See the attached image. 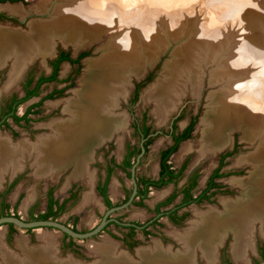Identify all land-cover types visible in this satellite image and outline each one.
<instances>
[{
  "label": "bare ground",
  "instance_id": "1",
  "mask_svg": "<svg viewBox=\"0 0 264 264\" xmlns=\"http://www.w3.org/2000/svg\"><path fill=\"white\" fill-rule=\"evenodd\" d=\"M49 2L44 0L40 3V11L49 8L48 16L44 20H32L27 31L0 27V62L10 55L14 56L13 75L19 72L21 64L23 65L36 54H48L55 39L74 42L76 47H81L97 39L101 30L107 25L129 22L131 28L140 27L143 30L147 23L149 24L150 17L156 20L159 16L155 5L153 7L150 4L147 10L138 9L139 3L147 4L145 0H100L101 8L95 6L96 0H74L72 5L64 6L60 2L50 7ZM0 7H5L14 13L23 12L17 4ZM114 8H119L121 15L112 14ZM253 24L247 23L243 30L248 34L242 37L235 47V53L233 49L231 52L233 56L230 57H223L229 46L225 47L228 42L221 39L220 34L216 36L218 32L211 33L216 34L212 40H208L206 34L209 33L204 34L206 36L203 37L199 32H194L186 43L175 49L179 58L172 61V66L169 68L172 74L169 72V76L161 78L148 95L149 99L157 97L155 110L158 115L168 112L169 107L174 106L178 101L183 90L182 86L185 88L190 86L192 92H198L199 73L204 69L201 63L205 62L207 65L215 59L212 81H218L214 84L220 87L217 92L207 96L206 111L198 126L200 136L197 143H185L180 150L182 153L194 145L198 154L210 159L209 157L217 149L229 143L227 132L234 127L241 128V139L251 141L252 144L251 150L236 156L235 162L238 165L252 166L247 180L241 186L246 187L244 196L237 202L227 203L223 214L210 210L207 214L203 212L204 215H200V218L184 230L182 235L178 234L177 237L186 249L184 253L171 254L155 250L150 254L151 252L139 250L137 254L140 260L129 262V257L127 258L126 255L117 256L114 253L115 244L107 241L95 245L97 248L95 252L101 257V260L100 258L96 260L98 261L96 264H193L191 259L193 245L204 247V256L211 258L214 242L220 239L226 229H232L234 232L233 253L236 258H240L244 253V247L250 243L248 236L251 232L250 222L259 219L264 226V41L255 32L249 35L252 30L255 31L256 27ZM131 28L123 29L111 45L96 47L97 52L107 47L100 57L84 60L81 86L74 90L73 96L63 100L62 111L66 116L48 125L52 130L51 134L39 137L35 145L20 141L11 146L8 144L10 141L7 143L4 138H0V175L8 165L12 168L20 166L19 157L25 151L28 154L36 152L35 163L38 167L36 172L39 174H45L53 167L72 160H76L73 175L84 174L87 154L85 150L87 151L89 144L98 142L112 129H118L124 124V118L113 112L120 98L121 88L123 89L127 84L124 75L137 74L135 69L145 56V48L147 51L156 49L160 52L161 49L165 50L164 46L167 44V47L171 41L164 43L165 37L159 36L152 30L141 34L138 32L137 36L135 29ZM154 35H158V38ZM170 36L166 39H171ZM140 39L145 43L144 49L140 46ZM165 65L167 66V63ZM131 68L135 69L132 71ZM231 72L235 73L230 74ZM244 72L246 74L241 77V73ZM7 151L11 154L7 155ZM43 240L39 249L27 247L25 243L21 245V240L17 241L21 246L23 257L18 259L4 251V262L6 264H84L68 259L53 261V240L51 238Z\"/></svg>",
  "mask_w": 264,
  "mask_h": 264
},
{
  "label": "rangeland",
  "instance_id": "2",
  "mask_svg": "<svg viewBox=\"0 0 264 264\" xmlns=\"http://www.w3.org/2000/svg\"><path fill=\"white\" fill-rule=\"evenodd\" d=\"M43 1L44 0L13 1L14 3L12 4H17L23 9L22 13H14L8 9H5V7H0L1 13H3L9 18L14 19V21L12 20L0 21V26H5L6 28H11L23 32L27 31L29 27L28 25L32 20H44L48 16L47 11L49 10V8L46 9V11L44 10L40 11L41 10L40 3H43ZM73 1L74 0H51L49 2V0H47V2L50 3L48 4L49 7L54 4H59L60 2L62 6L72 5L74 3ZM145 1L147 2V4H141V3L138 4L139 10H147L146 8L149 7L150 4H152L153 7L154 5L156 6L155 8L156 10L158 9L157 12L159 14L156 20L151 17L148 19L149 24L146 22L147 29L145 28L142 30V28L140 27L131 28L130 27L131 23L129 22H116L114 25L110 24L109 25L110 27L108 25L104 27L101 30V33L97 39H95L90 43L82 45L81 49L78 50V52L87 51L88 54L86 55V57L88 58H98L104 53L105 48L107 47H104L103 50L101 48L100 51L96 53H92L93 49L96 47L98 48L100 46H103L104 44L105 46L111 45L113 41H115L118 38L120 32L123 29H128V28H131L133 30L135 29L134 31L135 33L137 32L136 34L137 36H138V32L141 34V33H147L148 31L150 32L152 30V32L158 33L159 36L165 37L164 43L171 40L170 43H168L167 47H166L167 44L164 46L166 52L165 50L161 49L163 53L161 57L156 49L147 51L143 39L139 40L140 46L143 49L145 48L144 49L145 56L143 57V60H141L140 64L137 67H139L142 61L146 59L150 62L152 59L156 58V61L153 64L149 65L146 69V74L150 71L153 72L152 78L146 85H144L141 88L139 92L138 101L133 107H131L132 110H130L129 108L128 99L132 94L134 83L140 81L143 78H141L140 76L139 77L132 76L129 81L130 85L127 87L126 84L123 86V89L121 88V92L119 94L120 98L118 99V103L120 102L121 103H120V107L118 108V111L123 112L126 115V118L128 119V131L116 132L112 140H110L109 142H105V144H102L94 148L93 159L91 163H89L90 167L88 165V171L92 172V174H95L96 175L95 177H98L100 174H103L104 165H105V156H104L105 151L109 150V154L114 155L115 158L117 159L119 158L120 154H122L126 143L137 142V138H134L131 134L132 132L131 113H133L134 117H140L141 113L145 112L152 126L157 129H165L164 130L165 132L168 128V120L172 118V116L177 110L179 111L183 110L184 112L183 118L178 121L179 128L183 126L184 122L188 121L190 116L197 115L198 118L194 128L193 135L189 139L183 141L180 144L179 148L181 149L183 144L185 143H193V144L197 143V140L199 139L200 136V132L198 131V129H196V127L199 126L201 119L204 115V112L206 111L207 96L210 93L217 92L218 88L220 87L218 84H214L217 83L218 81L217 82L212 81L214 76L213 74L215 72V66H214L215 59L210 61L209 64L207 65L205 62L201 63L202 69L203 68L204 69L202 70L203 72L201 73L198 72L199 78L197 84L199 85L200 88L198 92L197 93L192 92V90H190L189 88L190 86L188 85H187L188 87L186 88L182 86L183 90L182 92H180L178 101L174 104V106L169 107L168 112H164L163 114L158 115L155 110L157 105L155 104L157 101V97L155 99L153 97L150 99L148 98L150 90H152V88L157 86V84L159 83L158 81L163 77L165 78L169 76V72H170L169 68L172 66V61H175L176 59L179 58V55L176 54L175 49L181 47L184 43H186L193 36L194 32L195 33L199 32L200 33L199 35L203 37L207 35L208 40L214 39V36L216 34L212 35L213 34L212 32H218L216 36H219L220 34L221 39H224L226 42H228L227 45H225V47L226 46L230 47V48L227 47L228 49L226 48V51L223 53L224 54L223 57L233 56V53H231L232 50L234 49L233 52L235 53V47L237 46L239 41L242 39V37L245 34H248L246 31L243 30L246 28L248 22L254 23L253 25L254 27H256L255 31L252 30V32L249 35H252L255 32L259 34L264 41V0H145ZM6 5H9V3H7L6 1L0 2V6H6ZM95 6L101 8L100 0H96ZM113 11L114 12L112 14L117 15L118 13L119 15H121V11L119 10V8H114ZM111 25L113 27H111ZM173 26L176 28H174ZM171 28H173L174 30ZM170 32H171L170 34L171 36L169 35ZM206 33H209V35ZM158 35H154V36L158 38ZM168 36H170L171 39H166V37ZM143 38L145 39V37ZM53 43H54L53 47L55 46L56 49L63 48L71 51L72 54L74 47L77 46L76 43L74 42L73 43L63 42L60 39H55ZM219 54H221V52H219ZM219 61L221 62V58L219 59ZM45 63L46 61L45 60L43 61V59L40 57V58H36L31 65L37 66L38 70H42L45 69ZM166 63L167 66L165 65ZM26 65L27 63H24L23 65L21 64L22 70H20L19 72L21 73L22 76L27 69ZM81 67H83V65H81ZM62 69L63 67H61V72ZM131 69L133 71L135 68H131ZM9 70H7V72L4 73L5 74L4 80L0 84V97L3 95L4 96L8 95L10 92L13 91H16L19 94L22 93V90L19 87L20 85L18 83L20 79L16 81L14 85L6 88L5 85L7 84L8 81V76H6V74H8ZM83 70L80 68L76 78L74 77V82L71 87L66 88L64 92L54 96L52 99H46L42 103L41 110L38 113V115L36 114L33 115V118H31V121L29 123L27 124L22 123L21 126H19L14 122H12L11 120H9V124H10L9 128L10 129L12 128V130L15 131V134L12 136L13 138L11 139L13 144H15L16 142L18 143L20 141H25L27 143L37 142L36 138L39 135L49 132V130L46 128L47 125H49L52 121L56 119L63 118L66 116L64 112L60 114V107L62 112L63 100L73 96L74 90L77 87L81 86L80 81L83 78V73H84ZM160 71L161 73L160 75H158ZM74 72H75V66L67 65L63 76H67ZM11 73L13 74L12 70ZM170 73L172 74V72ZM232 73L235 72H231L230 74ZM244 74H246V72L241 73L240 76L242 77ZM157 76H158V80L155 84L154 80L157 78ZM128 77H129L128 74L124 75V81L126 80L128 81ZM162 82L160 83L162 84ZM56 86L58 85L48 84L47 86L41 89V95H44L45 93L51 91L52 89H55ZM60 86L62 85H59V87ZM125 87L127 88L125 89ZM124 95L125 97L123 98ZM35 99L36 98H32L31 100L20 104L17 109L18 113H21L24 110V108L27 106V104L31 101H34ZM113 112L115 113V109ZM161 116L164 119L162 121L161 120L159 121L158 119H160ZM51 133L52 130L50 129L49 134ZM227 133H228L229 141L230 140L233 141V139L234 140L236 139L238 148L236 152L231 156V158L235 156L234 159H231L226 162L224 169H226V171L229 172L226 175V177L223 178L224 182H227L233 176L248 177L249 176L248 172H251L252 170L251 164L247 165L248 169L246 173L244 169L242 168L239 169L235 166L238 165L235 163L236 156L240 154H245L251 150V145H252L251 141L248 140L243 141V139H241L242 136L241 128L234 127L231 130H229ZM10 134L11 131L8 128L0 127L1 136L10 135ZM168 142H169V138L164 134H160L155 138L153 143L149 146V152L142 157L139 165L136 168L137 175L153 176L156 173L157 164H158L157 162L158 152ZM110 143L112 146L109 145ZM189 151L191 152L185 154L183 158L177 159L176 156L180 158L183 155L182 154L180 156L181 154L180 150L179 153L177 150L173 154L171 160L174 165H178L185 157H188L187 158L188 166L185 173L189 174L191 171L197 170L200 174L199 181H201L202 178L205 177L208 171L215 164V160L217 159L219 153L216 156L214 154L213 158L212 155L210 154L211 157H209L210 159H208L198 154L196 147L191 148ZM35 156H36V152L29 154L24 152L19 157V163H21V165L15 168L8 167L5 171H2L1 174L2 177H0V193L5 189L7 183L9 182V179H12L14 177L18 179L16 184L13 186V188L10 189L6 194L5 203L8 204V211H11L13 213L16 212L19 216H21L26 220H29L31 218V215L35 216L45 211L46 191L48 188H52V192L54 193L56 198L63 199L66 195L68 196V189L70 187V185H68L69 183L68 177L71 175L70 174L72 171L71 167L64 169L63 171H60V173H58V176L56 178L47 175L49 172L45 173V175H47L45 176L44 174H39V172H36V169L38 167L37 164L35 163ZM238 166H246V165H238ZM9 171L12 172L14 171V172L12 174ZM185 177H183L178 182L179 185L182 184ZM247 177L243 181H246ZM84 178L85 176H79L74 181H71L72 183L70 182L71 184H75V183L80 184L81 187L80 193L78 197L75 198V200L74 199L68 201L66 200L67 203L64 207V210L57 217V220L71 227H75L79 230H83V229L89 230L90 228H92L98 222L105 209L104 206H100L97 204L96 202L97 200H95L94 198L91 199L90 194H88L87 199L83 201L85 193L92 191V189L86 184ZM113 185H115V191H116L115 195H112L111 193V188ZM200 186L201 185L198 184V187ZM130 187H131L130 179H128V177L122 171L116 169L109 182L108 194L113 202L116 201L118 202L121 201L124 196V188L129 189ZM170 190H172V184L158 189L157 188L151 189V191L148 194V197L143 201L142 204H133L128 208L119 211L118 212L119 217H121L122 220L124 221H130V220L139 221V222L147 221L149 218L153 216V212H152L153 206L167 193H169ZM232 190L234 194L236 195L239 194V192L237 193L236 191H234V188H232ZM243 196L244 195L242 194V197ZM97 198L98 201L101 203L102 201L99 199L98 196ZM1 204L2 201L0 196V212H1ZM216 204H217L216 201L212 203V205H216ZM191 206L196 207L195 205H191ZM196 208L203 210L206 208V204H201ZM188 209L190 208L188 207ZM191 213H189L188 217L186 218V221L191 220L193 218V214ZM195 213L198 214V212ZM157 223L158 225L155 227L150 226L149 236H144L141 234L140 231L138 230L136 231L137 237L138 236L140 237L139 244L137 245V247L145 248V247L153 246L154 244L153 241L158 239L164 242L163 245L165 246V248L170 245L171 246L174 245L175 249L180 248L178 252L180 251L182 252L183 249L185 248V246H183L182 241L179 238H177V240L182 244L183 248L181 249L179 243L177 244L171 235L173 234V236L175 235L176 237L178 234L182 235L185 232L184 230L189 228L190 225L185 227L186 225L185 223H183L180 226L176 227L169 222L166 216L160 217ZM256 223L259 224L260 231L262 232L264 226H262L260 221L255 219L252 222V227ZM10 229L13 230V232H11ZM111 231H113V233L119 237L125 232V229L123 227H119L111 224L105 231H102L93 237L87 239L74 238L73 241H71L70 243L69 238L55 228L42 227V228H34L29 230L15 226H13V228H10L8 224H3L0 226V242L2 246L5 247V249L9 250L10 254L21 257L23 256V254L21 250L16 246L17 238H20L18 239V241L21 240L24 241V243L26 242V245L30 248L38 247L41 245V243H43L42 242L43 239L51 238L54 244L53 256L56 260L68 259L74 261L73 259H75L76 261L85 264V262H92L94 260L96 261L100 258V255L95 252L97 250V248H95V245H100L101 243L107 241L112 243L118 241L115 238H111L109 236V233H111ZM40 232L46 233L47 236H42ZM261 232H259L258 225H256L254 227V230L253 228H251V232L249 233L248 236H251V238H249L252 239L250 240V242L256 245L263 244L262 247L264 248V234H262ZM38 234L39 237L37 236ZM21 241L20 244L22 245L23 242ZM156 245L157 244L154 245V248H156L155 250L157 251L160 250L163 253H168V252L171 254L173 253L170 251H165L162 248H158L157 247L158 245L157 246ZM135 249L129 250L128 248H125L123 245L120 246L118 245L116 249V255L119 256L121 254L120 251L128 250V255L130 257H134L133 259L137 260L136 257L137 253L135 254ZM185 251L186 249L183 252ZM145 252L149 253L148 250H146ZM254 253L255 254L253 255V257L259 258V253H257L256 251H254ZM263 253H264V249H263ZM199 261L201 262V260ZM0 262L1 263L4 262L3 257H1ZM252 263L253 261L244 260L240 262H235L234 264H252ZM202 264H208V263L203 261Z\"/></svg>",
  "mask_w": 264,
  "mask_h": 264
},
{
  "label": "flooded vegetation",
  "instance_id": "3",
  "mask_svg": "<svg viewBox=\"0 0 264 264\" xmlns=\"http://www.w3.org/2000/svg\"><path fill=\"white\" fill-rule=\"evenodd\" d=\"M9 20L14 21V19L7 17L6 15L0 12V21H9ZM0 27L6 28L5 26H0ZM51 52L52 51H50L49 53ZM82 52H87V51H79L78 54L75 56L71 53V51L63 49V48H60V49L55 48L54 54L51 56L47 54L43 55V54L38 53L33 58H31L29 61L25 62L27 63L26 65L27 69L26 71L24 70L25 73L23 74V76L21 75L20 72H18L15 75L11 73V70H13L14 56L10 55L4 58L0 62V84L4 80V77H5L4 73H6L7 70H9L10 68L8 74H6V76H8V81H7V84L5 85L6 88L14 85L16 81L20 79L18 83L20 85L19 87L22 90L21 94L17 93L16 91H13V92H10L8 95H5V96L3 95L0 97V127L8 128L11 131L10 135H4V136L0 135L1 137L7 138L12 142L11 139L13 138L12 136L15 134V131H13L12 128L11 129L9 128V125H10L9 120H11L12 122H14L15 124L19 126H21L22 123L23 124L29 123L31 121V118H33V115L35 114L38 115V113L41 110L42 103L46 99H52L54 96L59 95L60 93L64 92L66 88H69L73 85L74 77L76 78L77 74L79 73L80 68L82 70L84 68V64H83V68L81 67L82 65L81 60L84 56L88 54L87 52V54L80 56ZM40 57L43 59V61L44 60L46 61L45 69H42V70H38L37 66L31 65L32 62L35 61L36 58H40ZM67 65L75 66V72L67 76H63ZM61 67H63L62 72H61ZM152 74L153 72L150 71L146 74V76L143 79L134 83L132 94L128 99L130 110H132L131 107H133L137 103L141 88L151 80ZM48 84H53V85H58V86H56L55 89H52L51 91L45 93L44 95H41V89L47 86ZM59 85H62V86L59 87ZM32 98H36V99L34 101L29 102L27 106L24 108V110L21 113H18V110H17L18 106L26 101L31 100ZM120 103H117V107L115 108V114L116 115L119 114L124 118L123 126L118 129H112L103 139L99 140L98 142L89 144V146L87 147V151L85 150V153L87 152L86 159L84 161L85 172L82 175L80 174V176H85L84 180L86 181V184L92 189V191L85 193L83 201L86 199V196L88 194H91L93 198L97 200L96 202L98 205L105 207L104 211L110 207L120 205L124 203L125 201H127L133 191V182L131 180L132 178L131 168L133 164L136 162L137 156L141 154L139 157V161L137 162L135 166V172H134V179L136 182V194L131 204L128 205L126 208H128L129 206L133 204H142L143 201L148 197V194L151 191V189H154V188L158 189V188H162L164 186L172 184V190H170L169 193H167L163 198H161L153 206L152 208L153 216L149 218L147 221L145 222L132 221V220L124 221L118 215V212L121 210H118L110 214L108 217H113V218L118 219L121 222H128L130 224L121 225L114 221H109L106 223V225L100 232L105 231L111 224L115 226L123 227L125 229V232L119 237L116 234H114L113 231L109 233V236L111 238H115L116 240H118L116 242H113L115 244V250H114L115 254H116V249L118 245L119 246L123 245L125 248H128L129 250L136 248L135 254L139 250H142V251L148 250L149 252L151 251L150 254H152L153 253L152 251L156 249L154 248L155 244L158 245L157 246L158 248H162L165 251H170V252H173L174 254L181 253V251L178 252L180 248L175 249L174 245L172 246L170 245L165 248V246L163 245L164 242L158 239L153 241L154 243L153 246H149L145 248L137 247V245L139 244L140 237L139 236L137 237L136 231L137 230L140 231L141 234L144 236H149L150 226H154V227L157 226L158 225L157 222L159 218L162 216H166L169 222L172 223V225L176 227L180 226L183 223H185L186 225L185 227L189 225L191 226V224L193 225L195 223L194 221H197L200 218L199 217L200 215H204L201 212H204L205 214H207L210 211H217L223 214L226 211L225 205L227 203L233 202V201L237 202L239 199H241L242 194H244L243 193L244 189L246 188V187H241L243 185L242 183H245V181L243 180H245V178L247 177L245 176L246 174L244 175L245 177L233 176L227 182L223 181V178L226 177V175L229 172V171H226L224 167L227 161L234 159L235 156L232 158L231 156L236 152L238 148L237 141L236 139L235 140L233 139V141L230 140L226 146H223L222 148L217 149L216 150L217 152L216 151L214 152L215 156L219 153L217 156V159L215 160V164L208 171L205 177L202 178L201 181H199L200 174L197 170H193L189 174L185 173L187 166H188V159H187L188 157H185L178 165H174L171 160L173 154L177 150L179 153L180 144L183 141L189 139L193 135L198 116L197 115L190 116L188 121L184 122L183 126L179 128L178 121L183 118L184 112L183 110L181 111L177 110L172 116V118L168 120V128L165 132L164 131L165 129L154 128L152 124L149 122L148 116L146 115L145 112H142L140 117H134L133 113H131L132 115L131 116L132 118L131 134L134 138H137V142L126 143L122 154H120L119 158L117 159L115 158L114 155L109 154V150L105 151V154H104L105 165H104L103 174H100L98 177H95L96 176L95 174H92V172L88 171V165L89 163H91L93 159L94 148L102 144H105V142H109L110 140H112L116 132L128 131V119L126 118V115L123 112L118 111V108L120 107ZM56 107H59V106H56ZM61 113H63V111L61 112V107H60V114ZM163 119L164 118H160L158 120L162 121ZM46 128L50 132L51 128H49L48 125ZM145 128H147L146 134H144ZM196 129H198V127H196ZM49 132L39 135L36 138V140H38L39 137L41 136L49 135ZM160 134H164L165 136H167L169 138V142L166 145H164L158 152V160H157L158 164H157L156 173L153 176L137 175L136 168L139 165L142 157L149 152V146L153 143L155 138ZM29 143L32 145H35V142L33 143L29 142ZM109 145L112 146L111 143ZM142 147L144 149L143 152H142ZM193 147H196V146L193 145L190 148H193ZM190 148L185 150L182 153L180 150V153H181L180 156L182 154L183 155L180 158L176 156V158L181 159L184 157L185 154L195 150L194 149V150L189 151ZM214 154L212 155V158ZM75 162L76 160L74 161L72 160V161L63 163L62 165L58 167H53L49 171V173L46 172L48 173L47 175H50V177L56 178L58 176V173H60V171H63L64 169H67L70 167L72 168V171L70 173L71 175L68 177V181H69L68 185H70L68 189V196L66 195L67 197L65 196L63 199H58L55 197L54 193L52 192V188H48L46 191V207H47V200L50 195L53 197V199H58V204H60V202L64 200L65 201L66 200L68 201L71 199L75 200V198L78 197L80 193V188H81L80 184H77V183L71 184L72 183L71 181H74L75 179L79 177V176L73 175L74 169L76 166ZM241 165H246V166H238V165H235V166L239 169L241 168L244 169L246 173L248 169L247 167L248 164H241ZM116 169H119L120 171H122L128 177V179H130L131 187L129 189L124 188V196L121 201L113 202L111 200V197L108 194V187H109V182L111 180V177L114 174ZM9 172L13 174L14 171L13 172L9 171ZM248 174H250V172H248ZM0 177L2 176L0 175ZM183 177L185 178L182 184L179 185L178 182ZM17 181L18 179L15 177L12 179H9V182L7 183L5 189L0 193L2 202L3 201L5 202L6 194L8 193L10 189L13 188V186L16 184ZM150 181H153L154 184H147ZM198 184H200L201 186L198 187ZM104 186L106 188L105 190L106 197L110 200L109 205H107L105 201V196L100 191L101 188ZM232 188H234V191H236L237 193L239 192V194L237 195L234 194ZM111 193L112 195H115L116 193L115 185L112 186ZM97 196L102 201L101 203L98 201ZM214 201L217 202L216 205H212ZM66 203L67 202H65L64 207ZM201 204H206V208L203 210L196 208L197 206ZM191 205H195L196 207H193ZM188 207L190 209H188ZM9 212H10L9 215H13V212L11 211ZM195 212H198V214H196ZM189 213L193 214V218L191 220L186 221V218L188 217ZM18 217H21V216L18 215ZM29 220H34V219H29ZM256 220L259 221V219H256ZM253 221L250 222V225H251L250 228H253L254 230V227L258 225L259 232H261L259 224L256 223L252 227L251 223ZM9 224L10 223H8V225ZM71 228L72 229L74 228V230L79 231V232L88 231L85 229L79 230L75 227H71ZM27 229L30 230L31 228H27ZM225 231L222 232L220 239L214 242L212 246V250H211V253H212L211 258H206L204 256V253H203L204 247H200L198 244L193 245V249L191 250L192 251L191 259L193 261V264H202L203 261L207 262L208 264H234L235 262H240L244 260L253 261L252 264H255L259 262L260 260L264 259V253H263L264 248L262 247L263 244L256 245V244H253L252 242H250L248 246L244 247V253L242 257L236 258L233 253V243L235 240L234 232L232 231V229H229V230L226 229ZM261 233L264 234V229L262 230ZM171 236L173 237V239L176 241L177 244L179 243L182 249L183 248L182 244L177 240L178 237H176L175 235L174 237L173 234ZM66 237L69 238V242L73 241L74 239L72 237H69L68 235ZM249 238H251V236H249ZM183 250H185V248ZM254 251L259 253V258L253 257V255L255 254ZM120 252H121L120 255H124V256L126 255L127 258L129 257L128 259L131 262H138L139 260V257H138L139 254H136L137 260H135L133 259L134 257H130L128 255V250H123ZM100 260H101V257H100ZM199 260H201V262Z\"/></svg>",
  "mask_w": 264,
  "mask_h": 264
},
{
  "label": "water",
  "instance_id": "4",
  "mask_svg": "<svg viewBox=\"0 0 264 264\" xmlns=\"http://www.w3.org/2000/svg\"><path fill=\"white\" fill-rule=\"evenodd\" d=\"M6 2L9 3V4L14 3L12 1H6ZM81 47L80 46L74 47V50H73V55L74 56L78 54V50L81 49ZM54 49H55V46L52 47V49H51L52 52L49 53V54H47V55H49V56L53 55L54 54ZM97 51H95V48H94L93 51H92V53H95ZM165 52H166V50H165ZM158 54L161 57V55L163 53H162V51H160ZM89 57H91V56H89ZM86 58H88V57L84 56L82 58V60H81L82 65H83V62H84V60ZM155 61H156V58L152 59L150 62L147 59L144 60V61H142L141 65L135 69L136 72H137V74H132V75H130L128 77V81L126 82L127 83V87L130 85L129 84V81H130V78L132 76H134V77H139L140 76L141 78H144L146 76V69H147V67L149 65L153 64ZM160 73H161V71L158 73V75H160ZM157 80H158V76L154 80V83L155 84H156ZM124 97H125V95H124ZM143 150L144 149L142 147V152H143ZM140 155L141 154H139L137 156L136 162L133 164V166L131 168V173H132L131 180L133 182V191H132L130 197L124 203L106 209L104 211L101 219L98 221V223L92 229H90L88 231H85V232H79V231H76V230L72 229L70 226L64 224L63 222H61V221H59L57 219H51V218H49V219L25 220L24 218L18 217V216H15V215H4V216H0V226L3 225V224L11 223L15 227H19V228H23V229H27V228L34 229V228H42V227H52V228H55V229L59 230L62 234H67L69 237L76 238V239H87V238H90V237L98 234L104 228V226L106 225V223L109 222V221H114V222L119 223L121 225H129L130 223H128V222H121V221H119L116 218L108 217V216L110 214L114 213L115 211L122 210V209L126 208L128 205L131 204L132 200L134 199V196L136 194V182H135V179H134V172H135V166H136L137 162L139 161ZM36 248L39 249V246L36 247ZM97 262L98 261H95L94 260L92 262H85V264H96ZM255 264H264V259L260 260L259 262L255 263Z\"/></svg>",
  "mask_w": 264,
  "mask_h": 264
},
{
  "label": "trees",
  "instance_id": "5",
  "mask_svg": "<svg viewBox=\"0 0 264 264\" xmlns=\"http://www.w3.org/2000/svg\"><path fill=\"white\" fill-rule=\"evenodd\" d=\"M5 1H12L13 2L16 0H0V2H5ZM84 54H87V52H82V54L80 56H83ZM26 96H28V95H26ZM146 133H147V128H145V130H144V134H146ZM184 136H186V135H184ZM171 177H173V176H171ZM147 184H154V182L150 181ZM105 190H106V188L104 186L101 188L100 191L105 196V201H106L107 205H109L110 200L106 197ZM65 202L66 201L64 200V201L60 202V204H58V199H53V197L50 195L48 200H47L46 210L43 213H40L36 216L31 215L30 219H48V218L55 219L64 210ZM14 209H15V207H14ZM9 214H10V212L8 211V204L3 201L1 204L0 216L9 215ZM13 215L18 216V214L16 212H14ZM9 226H10V228H13V224L10 223ZM11 232H13V230H11ZM64 235L67 236V234H64ZM70 243H71V241H70Z\"/></svg>",
  "mask_w": 264,
  "mask_h": 264
},
{
  "label": "crops",
  "instance_id": "6",
  "mask_svg": "<svg viewBox=\"0 0 264 264\" xmlns=\"http://www.w3.org/2000/svg\"><path fill=\"white\" fill-rule=\"evenodd\" d=\"M0 138L1 139H3L4 137H1L0 136ZM5 140H6V142L8 143L9 142V139H8V141H7V138H4ZM19 143V142H18ZM8 144H10L11 146H14L15 144H17V143H15V144H13V143H11V141L8 143ZM27 154H28V152L27 151H25ZM9 153L11 154V152L10 151H7V155H9ZM8 167H11V165H8ZM5 170V169H4ZM47 172H49V170L47 171ZM90 196H92L91 194H90ZM92 198H93V196H92ZM91 198V199H92ZM86 199H87V196H86ZM41 234H42V236H47V234L46 233H44V232H40ZM38 237H39V234L37 235ZM18 239H20V238H17V240H16V246L20 249L21 248V246H19L18 245ZM21 242H23L24 243V241H21ZM1 243V242H0ZM47 244V243H46ZM45 244V245H46ZM25 245H26V242H25ZM45 245H44V247H45ZM48 245V244H47ZM54 245V244H53ZM27 246V245H26ZM28 247V246H27ZM5 247L4 246H2V244H0V258L1 257H3L4 255H3V253H4V251L5 252H8L9 253V250H7V249H4ZM21 250V249H20ZM53 251H52V253L54 254V246H53V249H52ZM7 253V254H8ZM184 253V252H183ZM10 254V253H9ZM9 254H8V256H9ZM10 255H12L13 257H16V258H18V259H21L23 256H17V255H13V254H10ZM5 259H6V257H5ZM52 260L54 261V260H56L55 258H54V256H52ZM73 260H75V259H73ZM52 261V262H53ZM72 261V260H71ZM81 263V262H80ZM0 264H6L5 262H3V263H1L0 262Z\"/></svg>",
  "mask_w": 264,
  "mask_h": 264
}]
</instances>
